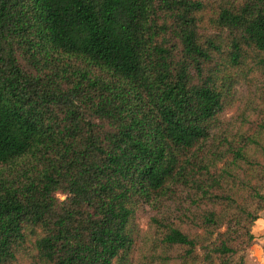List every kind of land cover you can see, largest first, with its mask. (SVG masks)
Returning <instances> with one entry per match:
<instances>
[{
    "label": "trees",
    "instance_id": "trees-1",
    "mask_svg": "<svg viewBox=\"0 0 264 264\" xmlns=\"http://www.w3.org/2000/svg\"><path fill=\"white\" fill-rule=\"evenodd\" d=\"M263 210L264 0H0V264H258Z\"/></svg>",
    "mask_w": 264,
    "mask_h": 264
},
{
    "label": "crops",
    "instance_id": "crops-1",
    "mask_svg": "<svg viewBox=\"0 0 264 264\" xmlns=\"http://www.w3.org/2000/svg\"><path fill=\"white\" fill-rule=\"evenodd\" d=\"M253 231L256 235V243L252 247V256L255 257L258 264H264V212L255 222Z\"/></svg>",
    "mask_w": 264,
    "mask_h": 264
},
{
    "label": "rangeland",
    "instance_id": "rangeland-1",
    "mask_svg": "<svg viewBox=\"0 0 264 264\" xmlns=\"http://www.w3.org/2000/svg\"><path fill=\"white\" fill-rule=\"evenodd\" d=\"M262 212H264V210ZM262 212H261V214H262ZM147 214H148L147 211H141L139 213V222L143 228L147 227V223H148V215Z\"/></svg>",
    "mask_w": 264,
    "mask_h": 264
}]
</instances>
